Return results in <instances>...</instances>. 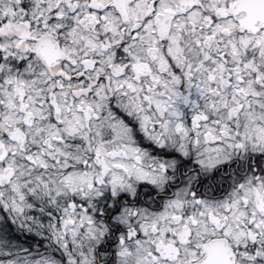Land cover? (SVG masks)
Masks as SVG:
<instances>
[{
  "label": "snow or ice",
  "instance_id": "obj_1",
  "mask_svg": "<svg viewBox=\"0 0 264 264\" xmlns=\"http://www.w3.org/2000/svg\"><path fill=\"white\" fill-rule=\"evenodd\" d=\"M0 264H264V0H0Z\"/></svg>",
  "mask_w": 264,
  "mask_h": 264
}]
</instances>
